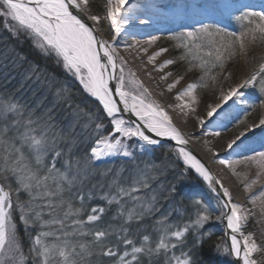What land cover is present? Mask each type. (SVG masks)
<instances>
[{"label": "snow or ice", "instance_id": "1", "mask_svg": "<svg viewBox=\"0 0 264 264\" xmlns=\"http://www.w3.org/2000/svg\"><path fill=\"white\" fill-rule=\"evenodd\" d=\"M125 3L126 0H106L104 19L110 24L113 38L119 36L122 25L127 20ZM87 7L88 0H0V17L11 21L9 30L16 35L23 33L29 36L41 55L54 56L56 62L79 82L83 91L102 105V110L111 125L106 134L102 132L105 127L103 124L95 125L97 138L86 153L82 169L81 158L73 159L70 150L67 155L61 150H54L51 156L49 155L50 149H55L57 140V133L52 130L53 126L50 124L52 120L50 112L45 119L43 115L33 113L18 101H0V176L4 180V183H0V264H25L27 259H31V264H92L91 258L97 255L115 257L113 264H194L193 253L203 245V237L197 233L205 222L211 219L207 208L200 200L192 201L195 219L175 230H170L171 225L159 222L158 235L154 240L149 234L132 233L129 229L123 228L121 231L124 235L113 241L110 239L112 236L110 227L95 226V222L105 213V208L92 207L90 212H85V200L92 198L90 191L87 194L83 191V178L88 175L87 166L107 157H131L133 153L129 151L126 141L133 138L141 142L139 144L141 152H147V146L159 144V140L147 135L142 128L153 133L155 137L174 140L177 145L187 144L173 125L168 113L155 102L146 99V94H150L138 80L134 79L135 73L130 70L128 73L132 78L128 84L132 88L125 85L123 66L119 69L120 75H115L118 59L115 46L107 41L97 40L93 29L74 14V10L83 11ZM89 19L97 25L101 22L98 15H91ZM237 19L247 20L250 27L238 36L231 34L232 40L229 42H223L221 37L220 47H216L214 51L204 52L205 56L214 58L221 68L224 67L222 48L231 50L228 51L229 57L236 54V46L240 53L246 55L249 44H254L257 40L264 42V11L245 12ZM213 35L219 36L220 33L218 31L213 33L208 25H202L195 31L182 33V39H186L188 43L182 42L179 46L188 49L189 54L193 50L199 53L201 45L195 42L204 36ZM166 51V48L160 49L151 60H155L156 56ZM102 57L106 63L102 62ZM120 62L123 65L122 58ZM172 63H174L172 60L165 61L159 70L162 71ZM208 63L209 61H202L200 67L203 68ZM259 70L264 72V63L260 65ZM256 78V74L253 73L236 87H229L227 92L221 89L219 100L225 103L233 97L239 100V90L253 84ZM113 79L117 81L115 88L110 87ZM180 79L183 77L170 84L168 90L171 91ZM215 79L212 77L213 81ZM133 88L140 90L139 94H136ZM196 88L197 84L191 83L175 97L176 101L182 102L177 104L181 111L185 109L195 111L191 106L198 103L194 95ZM261 90L264 91V88ZM60 96L61 93L58 92L57 97ZM114 96H118L119 100L117 101ZM185 97H188L189 101H184ZM207 107V114L211 117L221 104L215 103ZM122 113L135 116L139 123L133 125ZM199 123L203 125L204 121L200 120ZM242 123L244 130L229 139L226 143L228 150L239 148L247 134L254 129L259 128L264 132V116L259 118L258 123ZM214 135L218 136L220 133L216 132ZM177 153L185 165L194 169L208 186L216 191L213 185L220 182L213 180L210 171L199 159L184 147H179ZM218 162L229 168L239 163L227 159ZM246 166L249 169L252 167L257 169L254 179L246 184L241 181L245 191L249 193L250 202L255 205L258 198L264 197V188L258 196L251 194L253 186L264 177V151H255L254 155L247 156ZM232 170L236 174L235 169ZM77 183L81 187L73 192ZM136 185L148 187L147 183L136 180L132 186L125 188L114 179L108 185L109 192L101 197L108 205L120 206L118 215L121 217L126 215L125 223L143 216V213H136L134 209L126 211L122 204L125 197L139 200V197L132 195L140 191V187ZM221 188L223 189L222 184ZM172 191H177L174 186ZM21 192L26 193V200L21 198ZM223 195L227 198L223 208H228L229 211L222 212V216L227 220V228L233 234L230 249H223V254L234 255L237 260H242L243 264H264V259L254 258L256 253H264V240L258 244L254 234L243 233L242 225L248 216L240 214L239 205L232 202L227 189H223ZM76 200L79 201V207L75 206ZM45 209L48 210L49 219L43 218ZM17 210L19 221L25 226L26 231L29 228L37 229L35 234L29 237L27 256L19 239L18 225L14 220V212ZM249 214H252L251 210ZM261 214L264 215V207ZM85 215L86 219L83 218ZM54 225L58 227L54 229ZM189 232L193 233L190 244L186 238ZM173 238L177 243L172 242ZM178 243L188 248L187 252L181 249L179 256L173 252ZM214 247L221 251L220 245ZM161 255L162 261L159 259Z\"/></svg>", "mask_w": 264, "mask_h": 264}, {"label": "rangeland", "instance_id": "2", "mask_svg": "<svg viewBox=\"0 0 264 264\" xmlns=\"http://www.w3.org/2000/svg\"><path fill=\"white\" fill-rule=\"evenodd\" d=\"M93 1H97V0L89 1V12L91 15H93L91 9V4ZM103 1L106 4V0ZM136 7H139L141 9H146L148 5L143 0H137ZM191 7L194 8V10L201 16V18L191 19L185 17V14L190 11ZM156 9L161 14L169 15L172 14L174 11H179L182 13V15H184V17H181L183 19H180L179 17H172L170 19L165 18L163 20H160L159 22H157L158 25L156 26V29L158 30L159 34H161V39H160L162 45L161 49L165 48L166 43H169L178 52L177 56H173L171 50L166 48L167 51L164 52L163 54L167 55L168 60L174 61V59H180L182 61H188V63L190 64L188 70L192 75L188 77H184L183 79H180V81L186 80L189 81L190 84L191 83L197 84V88L194 92V95L198 103L200 104L206 102L210 104L220 103L221 101L219 100V97L221 93L218 95L215 94L217 91L220 90V85L216 86V84L217 83L220 84L225 78L230 76L234 78V80L229 81L227 83V86L223 89L224 92H227L229 86L236 87L238 84L242 83L245 79H248L253 73L256 74L257 78L253 84L248 85L239 90V100H237L236 97H233L232 99L228 100L229 103H227L224 106V108L226 109L220 114H217V116L211 123L206 122L203 123V125H201L198 124L197 122H179V123L176 122L177 126H182L185 128H189L190 124L191 126L194 125L196 130L199 131V133H201V135L198 136V138H200V141L195 143L194 145L199 149L201 148L200 152L203 153L207 159H209V157L206 155V151H207L206 142L208 140L209 133H212L213 136L212 137L213 139L210 141V143L212 144L211 146H214V148L218 150H220L221 148L220 151L222 152L226 149V143L229 141V139L235 136L234 131L237 129V127H239V125L242 122H246L248 124L258 123L259 118L264 116V106H262L263 103H261L260 100L262 94H264V91L261 90L262 88H264V72H261L259 70L260 65L264 63V47L257 42H255L254 44H250L249 47L247 48V54L245 55L240 53L238 46H236L235 47L236 54L233 55L235 58L233 56L229 57L228 51L231 50H225L224 48H222L221 52L224 56L223 68L219 66L218 62L214 61V58H209L205 56L204 52L208 50L214 51L216 47H220L222 43L221 37H223V42L226 43L232 40L231 34L234 33L238 36L241 33L245 32L250 27L248 21L237 19V17H240L245 12H249V11H257V12L264 11V7L260 3L253 1L251 2V4L242 5L239 9L235 11L227 12L221 8V4L219 5L216 4V6H214L213 9H210L209 0H197L196 3L193 4V6H183L179 2H175V5L172 8H168L167 0H160V3L157 5ZM105 15L106 12L104 9L103 15L100 16L101 17L100 28L103 33L108 34L106 35V39L110 40L113 37L112 30L110 29L109 22L104 19ZM6 24L8 27H10L11 21L8 20L7 18H6ZM202 25H208L210 31H212L213 33H216L218 31L220 35L204 36L202 39L195 42L201 45V51L199 53H196L195 50H193V52L189 54L188 49L179 46L182 42L188 43L186 39H182L181 34L190 31H195L201 28ZM189 47H191V44H189ZM194 57H199V58H194ZM202 61H209V63L202 68L200 67ZM213 64H215V66H213ZM121 66H123L125 69L124 71L125 85L128 88H132V86L128 84L129 79H132L129 77L128 73L129 70L132 73L135 72L130 66H125L124 64L121 65L120 62V67ZM120 67L118 68L117 76L120 75L119 72ZM172 67H173V63L165 67L167 71L165 77L168 79L167 85L173 84L177 81V79L173 80L171 77ZM224 70L226 71L225 75H223ZM251 70L253 71V73L250 74ZM216 71L217 74L218 73L220 74V76L213 81L211 80L212 78L210 76L213 73L216 74ZM66 73L68 74V76L71 75L68 72ZM134 79L138 80L141 83L142 87L148 90V93L150 95L146 94V99L148 101L154 102L152 97L153 94L150 92L148 86L136 74ZM80 87L82 88L81 85ZM133 91H135L136 94H139L140 90L133 88ZM256 106L259 109V116L256 118L255 121H253L252 117L255 115L256 111L258 110L257 109L255 111ZM74 114H75V118L77 119L83 118L84 120L83 122L80 121V123L78 124V128L81 129V131L78 132V134H84L89 130H93L89 142L91 141L94 142L95 139L97 138V133L94 131L95 127L92 126L93 122L88 121V119H92V118H89L88 114L82 109L80 110V112L77 111ZM95 124L97 123L95 122ZM210 124L214 125V127H212ZM216 132H219L220 135L218 136L214 135V133ZM133 139L126 141V143L129 145V151L133 153L131 157H123V156L107 157L104 158L102 161L95 162L94 164L96 165L111 164L119 159H123V160L125 159L132 161L133 165L137 167L135 163L137 162V160L134 159V153L135 152L143 153V152H141L139 148V144L141 142L137 140L138 144H135L134 146L132 145L131 142ZM171 146H172L171 152L173 153L172 157L175 159L176 164L180 165L181 167H184L183 172L178 176V179H183V181L180 182L181 183L180 186H182V192H183L182 196L188 193L191 195L189 197L192 198V200H200L203 203V205L207 208L211 216V219L205 222L204 226L199 229V232L197 234L201 235L204 241L205 238L217 234L215 228H219L222 231L218 233L220 234L218 239V245L221 246V251H217V253L220 264H235L232 255L223 254V249L225 248L229 249L226 238V229L223 221L224 218L222 216V212L226 213V209L223 208V203L227 199L224 197L225 201H223L222 199L217 197L216 193L196 175L195 171L193 169H190L187 165L184 164L183 159L177 153V149L179 147L173 145ZM147 147H148L147 153L150 154L149 152L150 148H159L160 146L159 144H157L156 146H147ZM71 149L74 151L75 147L71 146ZM255 151H264V132H262L261 129L259 128L249 132L247 134V138L245 139L244 143L239 148H234V150H232L229 154L225 156L220 155L221 157H223V159H227L230 161H239V163H235L232 166V168L235 169L236 174L233 173L232 168L227 167L230 176L233 178V180L236 182L237 185L238 183L236 181L237 178L235 177V175H238L240 177V178L238 177L239 180L243 178L245 180V184L255 178L257 169L255 167L249 169L246 166V157L250 155H254ZM189 170L193 171L196 177L195 181L188 180L186 178L187 175L189 174ZM135 171L133 172V175L136 174V176L134 175V177L137 180L147 183L148 187L144 188L140 185H136L137 187H140V191L135 192L132 195L139 197V200H133L130 197H125L122 201V204L126 211L127 208H129V209H134L136 213L138 210L140 213L153 216L155 212L158 211V208L160 209L159 203L161 201L163 192L166 190V187L162 183L160 187L152 183L153 179L156 176L153 175L154 171L152 168L150 167L148 168V165H142V167L137 168ZM125 173L126 172L123 171L122 169L119 170L118 177L125 176ZM245 176H247V179H245ZM133 184L134 182L132 183V178H131V181H128L127 184L128 187L125 188H129ZM173 186L177 187V185L174 184L170 188L173 189ZM262 188H264V177H261L260 182L253 186L251 190V194L253 196H258ZM242 190H243V194H242L243 203H245L243 214L248 216V219L246 220V224L242 229V231L243 233L248 234L250 233L248 231V226L251 220V214H249V206H248L249 194L247 195L246 191L244 189ZM87 193L85 192V194ZM179 200L182 201L183 199L180 198ZM75 202L77 204V207H79L80 206L79 201L76 200ZM263 202H264V197L258 198L255 204V206H257L258 209L257 212L259 211L258 213L262 216V219H264V215L261 214V209L262 207H264ZM89 207H90L89 200L86 199L85 200L86 213L90 212ZM47 211H48L47 209L44 210L45 212L44 219H49V216L47 215ZM217 217H221V218L217 219ZM83 218L86 219V215ZM153 218L154 219L152 220V224L154 225L153 228H155L156 231L160 227L159 222H163L165 225H171L172 229L170 230H175V228L183 227L185 224H188L190 223L191 220L195 219V210L192 208V204L189 207V205L183 204V201L178 202V204L169 202L166 210H164L163 212L159 211V213L156 215V220L155 217ZM95 226L104 228L101 225H99V221L95 222ZM57 227L58 226L56 225L53 226L54 229ZM112 228H110V230ZM18 233H19V228H18ZM186 238L190 244L191 243L190 241H192L193 238V233L189 232ZM19 239L22 240L21 237H19ZM172 242L177 243L174 238L172 239ZM181 249H183L184 252L188 251L187 247H184L183 245H180L178 243V247L176 249H173V252L175 253V255L179 256L181 254ZM171 254L172 253H169V255ZM256 254H254V256ZM25 264H29V259L26 260Z\"/></svg>", "mask_w": 264, "mask_h": 264}, {"label": "trees", "instance_id": "3", "mask_svg": "<svg viewBox=\"0 0 264 264\" xmlns=\"http://www.w3.org/2000/svg\"><path fill=\"white\" fill-rule=\"evenodd\" d=\"M91 9L93 15H103L105 9L104 1H93ZM256 42L264 47V42L260 40ZM165 48L170 49L173 56H177L178 52L171 44L166 43ZM189 66L188 61L174 59L171 72L172 79L176 80L180 77L184 78L192 75L188 70ZM251 73H253L252 70ZM225 74L226 71L224 70L223 75ZM219 76L220 74H217L216 71V74L213 73L210 77L217 78ZM27 77L31 78L27 79ZM233 80L234 78L230 76L225 78L220 84L217 83L216 86L220 85V90L215 94H220L221 89H224L227 83ZM58 92H61L59 98L57 97ZM7 100L18 101L21 105H25L26 108L31 109L33 113L43 115L45 119H47V114L50 112L52 117L50 124L53 126L52 130L57 133V140L55 149H50L49 155L51 156L54 150H61L67 155L70 150L73 159L77 157L81 158L82 169L84 167V160H86V153L93 144V141L89 142L93 130H89L84 134H78L81 131L78 128V124L84 120L83 118H75L74 113L77 111L80 112L81 109L84 110L89 118H92L88 119V121L93 122V127L96 125L95 122L105 126L102 129L104 134L111 128L109 118L103 112L102 107L93 97H90L82 90L76 79L71 75L68 76L66 71L56 62L55 57L41 55L39 50L34 47L33 41L29 36L23 33L19 35L14 34L9 30L6 24V18L0 17V101ZM260 100L264 105V94H262ZM257 109L258 107L256 106L255 111ZM258 116L259 109L252 117V120L255 121ZM242 130H244V123H241L237 127L234 135H237ZM49 135L51 136V131ZM131 142L134 146L138 144L136 139H133ZM71 146L75 147L74 151L71 149ZM171 147L170 144H163L159 148H150V154L147 152H135L134 159L138 162H135L137 167L133 165L132 161L125 159H119L111 164H89L87 166L88 175L86 178H82L84 193L89 191L92 193V198L88 199L90 204L89 209L92 207L105 208V213L99 220V225L104 228L114 227L111 229V231L115 229L112 231L111 240L114 241L118 236L124 235L121 231L123 228L129 229V232L132 233L149 234L150 238L154 240L158 232L153 228L152 220L154 219L153 217L156 220V215L159 211L163 212L166 210L169 202L178 204V202L183 201V204L189 205V207L191 206V202L193 201L189 197L191 195L186 193V195L182 196L183 192L180 182L183 179H178L184 167L176 164L175 159L172 157ZM142 165H148V168L153 169V175L156 177H153L152 183L159 187L162 183L166 187V190L163 192L159 203L160 209L158 208V211L153 216L143 214L142 218H134L130 223H125L126 215L124 217L118 215L120 206L116 204L108 205L106 200L101 197L109 192L108 185L114 179L123 187H128L127 184L128 181H131V178L132 183L135 182L137 179L134 177L136 174L133 175V172L137 168L142 167ZM121 169L126 172L125 176L118 177L119 170ZM235 177L240 188L245 190L244 184L241 183L242 180L245 183V180L243 178L239 180L238 175H235ZM186 178L188 180H196L191 170H189ZM0 183H4L2 176H0ZM174 184L177 185L175 187L177 191H172L170 188ZM80 187L81 185L77 183L73 192ZM112 192L114 193V189ZM246 194L248 195L249 193L246 192ZM20 195L22 199H27L26 193L21 192ZM179 197L183 200L180 201ZM13 199L15 201V195ZM74 203L77 206L75 201ZM248 204L249 211L251 210L252 213L248 231L254 234V239L260 244L264 240V236H262V233H264V219L258 213L259 211L257 212V206L253 205L250 200H248ZM137 213L140 212L137 210ZM14 220L19 226V237L22 238V246L27 256L29 237L30 235H34L37 229L29 228L26 231L25 226L19 221L18 210L14 212ZM215 231L217 234L205 238L202 247L194 252V264H220L218 253L214 246L218 245L220 235L218 233L222 231L219 228H215ZM122 249L123 246L121 245ZM254 258L258 260L264 259V253H257ZM115 259V257H101L98 255L91 258L92 264H113ZM159 259L162 261L163 255ZM29 264H31V259H29Z\"/></svg>", "mask_w": 264, "mask_h": 264}, {"label": "bare ground", "instance_id": "4", "mask_svg": "<svg viewBox=\"0 0 264 264\" xmlns=\"http://www.w3.org/2000/svg\"><path fill=\"white\" fill-rule=\"evenodd\" d=\"M89 1L90 0H88V7L83 11H79L82 16V19H80L87 26H91L97 40L107 41L108 43L113 44L115 46L118 53L117 69L115 75L117 76L118 68L120 67V58H122L124 62L123 64L125 66H130L135 72V74L148 86L150 92L153 94V101L158 104L165 112L168 113V115L172 118L173 125L178 129V131L187 141V144L183 146H178L184 147V149L190 152L192 155H194L193 153L196 154L194 156L199 159L210 171L213 179L215 181L220 182V184H217L220 192L223 193V189H227L231 194L232 202L239 205L240 214L244 215L243 210L245 203H243L242 197L243 190L236 184V182L230 176L227 167L218 162L219 160L223 159V157H221L220 155L225 156L229 154L232 150H228L226 148L224 151L221 152V148L220 150L215 149L214 146H211L212 144L210 143V141L213 139L212 133H209L208 140L206 142V155L209 157V159H207L206 156L200 152L201 148L199 149L194 145L195 143L200 141V138H198V136L201 135V133L196 130L194 125L191 126L190 124L189 128L176 125L179 122H197L198 124H200V120H203L204 123H211L215 119L217 114H220L226 109L224 108V106L229 103V101H227L226 103L221 101V107H219L221 109L218 108L211 117H209L207 114V106L213 104H210L208 102L202 104L197 103L192 105L191 107L194 108L195 111H190L187 109L181 111V109L177 107V104L182 102L176 101L175 97L182 91H184L190 84V82L186 80L180 81L171 91H169L168 86L170 84L167 85L168 79L165 78L167 71L165 67L162 71L159 70L161 66L165 63V61L168 60L167 55L161 54L159 56H156L155 60H151V58L156 53H158L162 47L160 42L161 34H159L158 30L156 29V26L158 25L157 22L165 18L170 19L172 17H179L180 19H183L181 17H184V15H182V13L179 11H174L172 14L169 15L161 14L156 9L157 5L160 3V0H143L148 5L146 9L136 7L137 0H126V3L124 5V11L127 16V20L122 25L119 36H116L115 38L112 37L110 40H107L106 35L108 34L102 32L100 24L97 25L95 22L89 19V17L91 16L89 12ZM196 1L197 0H167V6L168 8H172L175 5V2H179L183 6H193ZM253 1L260 3L264 7V0H209V4L210 9H213L216 4H221V8L229 12L239 9L242 5L251 4V2ZM81 7L84 8L83 5ZM185 17L191 19L201 18V16L194 10L193 7H191L190 11L185 14ZM102 62L106 63V60H104L103 57ZM111 84L112 81L110 82V87ZM115 97L119 100L118 96ZM184 101H189V98L185 97ZM96 102L99 104L98 101ZM100 106L102 107V105ZM122 115L125 119H127L124 113H122ZM133 117L136 119L135 116ZM210 125L214 127V125ZM142 130L145 131V133L150 137H155L153 133L147 132L146 129L142 128ZM214 153L216 155H213ZM196 175L205 184L208 185V183L204 181L198 173H196ZM221 184L223 185V189L221 188ZM225 209L229 211L228 208ZM245 224L246 221L242 225V229L244 228ZM232 235L233 234L231 233V230L228 229L226 225V238L229 249L231 246ZM232 258L234 262L239 261L241 264H243L242 260H237L234 255H232Z\"/></svg>", "mask_w": 264, "mask_h": 264}, {"label": "water", "instance_id": "5", "mask_svg": "<svg viewBox=\"0 0 264 264\" xmlns=\"http://www.w3.org/2000/svg\"><path fill=\"white\" fill-rule=\"evenodd\" d=\"M74 14H76V15L78 16V18H81V19H82L81 13H80L79 11L74 10ZM89 27H91V26H89ZM115 86H116V80L113 79V80H112V84H111V88H115ZM114 98L118 101V99H117L115 96H114ZM120 107L122 108L123 105H120ZM124 115H125V117L127 118V120H129L130 122H132L133 125H135L136 123H139V122H138V121H137V120H136L131 114H129V113H124ZM154 138L160 141V142H159V145H161V144H171V145L176 146V147L178 146V145L176 144V142H174V141H172V140H170V139H165V138H161V137H154ZM178 147H180V146H178ZM192 153H193V152H192ZM193 154L196 155L195 153H193ZM213 180H214V179H213ZM214 181H215V180H214ZM213 187L216 189V191H214V192L216 193V196L219 197L220 199H222L223 201H225L224 196H223L222 193L220 192L218 185L214 183ZM211 189H212V188H211ZM227 212H228V211L226 210V213H227ZM223 221H224V226H225V229H226L227 220L224 218ZM239 238H240V237H239V235H238V239H239ZM235 264H241V263H240L239 261H236Z\"/></svg>", "mask_w": 264, "mask_h": 264}]
</instances>
